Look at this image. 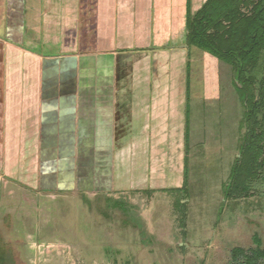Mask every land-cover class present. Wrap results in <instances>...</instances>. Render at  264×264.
<instances>
[{
  "label": "rangeland",
  "instance_id": "obj_1",
  "mask_svg": "<svg viewBox=\"0 0 264 264\" xmlns=\"http://www.w3.org/2000/svg\"><path fill=\"white\" fill-rule=\"evenodd\" d=\"M222 1H212L215 20L233 5ZM61 51L41 49L48 55ZM179 53L170 73L164 64L159 80L171 91L170 118L153 136L144 118L129 117L112 136V150L96 147L95 173L86 176L95 189L74 179L63 183L70 191L45 188L42 170L41 187L56 195L42 193L47 208L36 194L17 204L15 195L7 199L0 191V264H249L247 254L264 250V164L263 178L252 180L249 190L224 197L249 131L243 90L236 88L230 63L215 55L216 93L206 98V66L195 68L186 88L194 63ZM209 77L213 84L214 74ZM38 205L46 209L36 210ZM235 249L244 253L236 257Z\"/></svg>",
  "mask_w": 264,
  "mask_h": 264
},
{
  "label": "crops",
  "instance_id": "obj_2",
  "mask_svg": "<svg viewBox=\"0 0 264 264\" xmlns=\"http://www.w3.org/2000/svg\"><path fill=\"white\" fill-rule=\"evenodd\" d=\"M206 1L0 0V191L6 198L15 195L22 204L35 194L56 196L41 187L42 170L45 188L70 191L63 183L74 179L95 189L86 176L95 173L96 147L112 150V136L129 117L144 118L153 136L170 118L171 91L159 80L164 64H170L164 72L175 67L180 49L194 63L186 88L195 68L214 67L203 75L211 98L219 63L188 43L189 19ZM49 47L62 51L41 52Z\"/></svg>",
  "mask_w": 264,
  "mask_h": 264
},
{
  "label": "trees",
  "instance_id": "obj_3",
  "mask_svg": "<svg viewBox=\"0 0 264 264\" xmlns=\"http://www.w3.org/2000/svg\"><path fill=\"white\" fill-rule=\"evenodd\" d=\"M212 1L207 0L189 19L188 43L203 51L216 49L219 52L212 53L230 63L236 88L243 90L245 122L249 128L224 189L226 199L249 190L252 180L263 178L259 169L264 164L260 159L264 154V0H230L232 7H227L216 20ZM206 41L211 44L209 47L204 45ZM252 49L258 52L253 54ZM254 86L256 93L252 90ZM189 135L186 130V137ZM185 183L186 179L183 189ZM235 251L236 257L244 253L241 249ZM261 256L264 250L258 248L246 255L249 264H258Z\"/></svg>",
  "mask_w": 264,
  "mask_h": 264
}]
</instances>
